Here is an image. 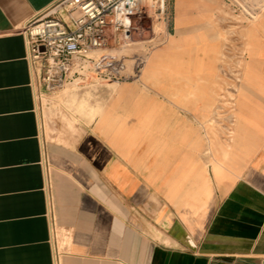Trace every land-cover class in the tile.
<instances>
[{
    "label": "crops",
    "instance_id": "crops-1",
    "mask_svg": "<svg viewBox=\"0 0 264 264\" xmlns=\"http://www.w3.org/2000/svg\"><path fill=\"white\" fill-rule=\"evenodd\" d=\"M60 1L0 0V264H264V0L246 24L170 0L138 80L84 84L66 122L26 34Z\"/></svg>",
    "mask_w": 264,
    "mask_h": 264
},
{
    "label": "built area",
    "instance_id": "built-area-1",
    "mask_svg": "<svg viewBox=\"0 0 264 264\" xmlns=\"http://www.w3.org/2000/svg\"><path fill=\"white\" fill-rule=\"evenodd\" d=\"M144 17L167 26L170 0H62L26 28L34 69L40 67L39 75L44 71L47 90L74 84L86 77L111 38L129 34L133 22Z\"/></svg>",
    "mask_w": 264,
    "mask_h": 264
},
{
    "label": "rangeland",
    "instance_id": "rangeland-1",
    "mask_svg": "<svg viewBox=\"0 0 264 264\" xmlns=\"http://www.w3.org/2000/svg\"><path fill=\"white\" fill-rule=\"evenodd\" d=\"M228 3L235 10L236 24H246L257 19L251 8L255 4L250 0H228ZM78 16V13L74 14V17L78 18ZM172 20L173 15L167 26L155 18L149 17L133 22L129 34L123 35L120 39L111 38L110 45L95 55L85 81L79 80L55 91L47 90L44 82L45 73L41 71V75H39L40 67L37 65L35 87L40 105L45 108L48 102L58 101L53 105L57 108L60 107L57 118L61 122H66L67 118L65 111H63L65 110L64 100L73 91L82 88L84 84L89 83L93 89L98 88L99 84L105 80L107 83H125L138 80L150 54L163 46L169 36L173 34ZM55 231L56 228L54 227Z\"/></svg>",
    "mask_w": 264,
    "mask_h": 264
}]
</instances>
